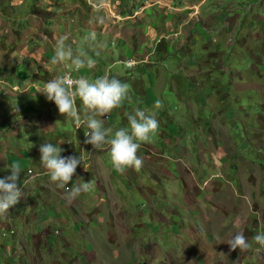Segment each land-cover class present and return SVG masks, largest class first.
I'll return each instance as SVG.
<instances>
[{"label": "rangeland", "instance_id": "rangeland-1", "mask_svg": "<svg viewBox=\"0 0 264 264\" xmlns=\"http://www.w3.org/2000/svg\"><path fill=\"white\" fill-rule=\"evenodd\" d=\"M60 36L94 61L75 77L129 85L105 127L126 126L137 107L154 111L159 127L137 151L138 170L118 173L109 145L93 148L73 174L91 188L71 201L70 183L61 190L39 177L57 189L43 201L25 185L0 216L12 229H0V264H264L253 239L264 231V0H0V111L48 128L0 132L4 151L31 154L17 186L25 170H42L35 138L56 143L55 128L65 131L61 155L87 156L91 145L40 93L73 68L51 63ZM27 75L40 82L21 84ZM18 120L7 114L0 128ZM237 232L247 249L229 248Z\"/></svg>", "mask_w": 264, "mask_h": 264}, {"label": "clouds", "instance_id": "clouds-1", "mask_svg": "<svg viewBox=\"0 0 264 264\" xmlns=\"http://www.w3.org/2000/svg\"><path fill=\"white\" fill-rule=\"evenodd\" d=\"M66 39L65 36H60L56 40L51 63L56 65L67 61L75 71L84 67L92 68L94 61L86 59L83 53L74 54L73 47L66 44ZM40 93L46 100L54 103L59 113L72 118L77 129L83 125L87 130L84 133L86 137L84 140L82 139L83 132H78L81 135L79 136L81 146L85 143L91 144L95 149H100L104 144L109 145L110 161L116 172L122 173L127 168L138 170L142 167V159L137 155V151L142 143L151 142L157 132L159 122L156 113L137 107L126 114L127 125L117 127L114 131L105 127L101 119L113 109L120 108L130 98L127 82L114 76H100L93 80L83 77L72 80L67 76H57L44 83ZM76 97L83 105L82 112H78L75 107L74 98ZM155 104L159 105V100L155 101ZM38 151L39 161L47 169L52 182L67 189L66 185L72 181L70 190L66 193L67 201L90 190V181L84 182L80 178L79 183L73 182V174L77 166L81 165L82 157L85 155H60L64 150L59 147V144L51 142L41 143ZM90 151L89 147L87 154ZM8 170L7 176L0 177V214L6 213L16 205L21 197V190L16 183L21 169L18 165L12 164ZM253 239L258 244L264 245V231L257 233ZM228 245L230 249L240 250L249 247L248 241L240 232L230 238Z\"/></svg>", "mask_w": 264, "mask_h": 264}, {"label": "crops", "instance_id": "crops-1", "mask_svg": "<svg viewBox=\"0 0 264 264\" xmlns=\"http://www.w3.org/2000/svg\"><path fill=\"white\" fill-rule=\"evenodd\" d=\"M173 29H176V28H173ZM173 33L172 34H174V30L172 31ZM173 36V35H172ZM23 75H26L25 73L23 74ZM21 77V76H20ZM18 78V77H17ZM28 79H33V83L34 82H40L37 78H34L33 76L31 77V76H28L27 75V77H26V79H25V81L24 80H21V84L22 83H24V84H28V85H32L33 83H29L27 80ZM12 82V84L15 86V87H18V84L20 83H16V82H14V81H11ZM20 85V84H19ZM0 87H3V84H1L0 83ZM22 98H24V95L23 96H19V103H21V105H22ZM20 107V106H19ZM25 107H26V110H32V108H31V106L28 104V105H25ZM13 111H11V112H8V113H3V112H1L0 111V119L1 120H4L5 119V117H6V115L8 114V115H11L12 116V118L13 117H18V121H20V122H16L15 124H11V122H9V123H6V124H4V125H2V126H4L3 128H0V132L1 131H3V130H10V129H13V130H11V133H7V135H11L10 137H12V135L13 134H16V133H18L20 130H22V127H24L23 129H24V131L25 132H27V133H29L30 134V136L29 137H32L33 136V133H36V135L37 136H39V134L40 133H48L47 132V130H48V128H47V125H45V123L44 122H42L41 123V126H40V124L38 123V124H32V122H31V117H30V114H29V116L28 115H26V114H24V113H18V114H16L15 115V113L13 114L12 113ZM19 114H21V115H23L22 117H19L18 115ZM36 119H38L37 117H36ZM50 121L52 122V123H54L53 121H52V119H50ZM16 125H19L17 128H15L16 127ZM55 125V124H54ZM56 126V125H55ZM43 128V131H45L46 130V132H43L41 129ZM56 129V135H57V137H59V139L58 140H56V143L57 144H59V147H61V148H64V146L66 145V139H64L65 140V142H63L62 140H61V137H63V134H62V132L63 131H61V130H59L58 128H55ZM35 130V131H34ZM9 132V131H8ZM65 132V131H64ZM63 132V133H64ZM74 132V131H73ZM36 140H35V142H34V145H33V149H34V151L35 152H38V148H39V145H40V138H35ZM44 141V140H43ZM42 141V142H43ZM3 143V141H1L0 142V147H1V150H0V166L1 165H3L4 166V168H3V170H5V171H3V170H1L0 169V177H5V176H7L8 174H7V172H8V169L10 168V166L12 165V164H16V165H18L19 166V168L21 169V167H23L24 165V161L27 159V158H30L31 157V154L30 153H26V151H21V150H10V151H4L3 149H2V146H1V144ZM55 143V142H54ZM90 147V150H92L93 149V146H89ZM100 149H103L104 150V146L102 147V148H100ZM5 153H7V155L5 154ZM62 154V152L60 153V155ZM37 155V154H36ZM88 156H89V154H87V156H83L82 157V160L81 161H83V160H87L88 159ZM39 168L40 169H42V170H40V171H35V170H33V169H30L31 170V172H30V174L29 173H27V170H25V172H22V177H23V180L21 181V182H19V184H18V188H20V190H21V193H23V190H22V188L25 186V185H28L29 187H28V192H29V190H32V192H31V194L30 195H32V196H36V197H38V199H40V200H42L43 201V199H45V200H52V196H53V193L54 192H56V190L54 189V188H51V187H46V186H41L40 185V183H41V181L40 180H38V178L39 177H41V176H44V177H46L47 178V181H49L52 185H57V187H58V189H61V187L60 186H58V184L56 183V182H52L50 179H49V176H48V173H47V169L46 168H44V166H43V164L39 161ZM89 163H88V161H85L84 163H83V166H86V165H88ZM34 172H33V171ZM85 169L83 168V171H84ZM9 173V172H8ZM85 176H87V173L85 174ZM74 177H75V179L73 178V182H76V183H78V180H76L77 179V175H74ZM70 184L72 183V181H70L69 182ZM64 189V187L61 189V190H63ZM25 192H26V190H25ZM4 214V213H3ZM3 214H0V216H2L3 217ZM10 224H11V222H10V220H7L6 222H3L2 220H0V229H1V227L2 226H4V228L6 229L5 231H6V235H9V232L10 231H12V229L11 230H8L9 229V227H10ZM3 233V231H1L0 230V234H2ZM4 238V237H3ZM5 242V241H4ZM5 245H6V243H5Z\"/></svg>", "mask_w": 264, "mask_h": 264}, {"label": "built area", "instance_id": "built-area-1", "mask_svg": "<svg viewBox=\"0 0 264 264\" xmlns=\"http://www.w3.org/2000/svg\"><path fill=\"white\" fill-rule=\"evenodd\" d=\"M77 73H79V71H75L73 68L72 69H68V71H66L64 74H63V76H67L69 79H72V80H75V79H77L78 78V76L77 77H75L74 76V74L76 75ZM109 116H108V114H105V116H104V119H107ZM82 126V125H81ZM80 126V127H81ZM80 129V128H79ZM74 131H77V132H79V130L76 128V126H75V130ZM86 129L83 127V130H82V132H83V135H82V139L84 140L86 137H85V134L84 133H86ZM29 173L31 172V170L30 169H28L27 170Z\"/></svg>", "mask_w": 264, "mask_h": 264}, {"label": "water", "instance_id": "water-1", "mask_svg": "<svg viewBox=\"0 0 264 264\" xmlns=\"http://www.w3.org/2000/svg\"><path fill=\"white\" fill-rule=\"evenodd\" d=\"M142 264H146L145 262H143Z\"/></svg>", "mask_w": 264, "mask_h": 264}]
</instances>
